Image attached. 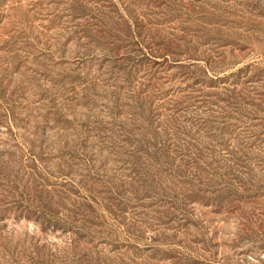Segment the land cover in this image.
<instances>
[{
	"label": "rangeland",
	"instance_id": "obj_1",
	"mask_svg": "<svg viewBox=\"0 0 264 264\" xmlns=\"http://www.w3.org/2000/svg\"><path fill=\"white\" fill-rule=\"evenodd\" d=\"M0 264H264V0H0Z\"/></svg>",
	"mask_w": 264,
	"mask_h": 264
}]
</instances>
